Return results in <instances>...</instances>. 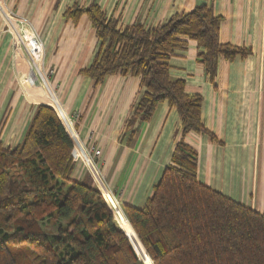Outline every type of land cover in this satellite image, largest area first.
<instances>
[{"label": "trees", "instance_id": "obj_1", "mask_svg": "<svg viewBox=\"0 0 264 264\" xmlns=\"http://www.w3.org/2000/svg\"><path fill=\"white\" fill-rule=\"evenodd\" d=\"M82 15L97 47L81 73L95 83L115 74L138 77L144 92L128 130L167 102L179 116L181 137L145 203L120 209L112 202L113 214L93 180L72 177V142L55 111L37 104L22 141L12 149L0 144V264H264V213L198 180L197 152L184 136L213 135L201 121L202 96L170 77V60L188 40L200 48L213 85L220 58L249 50L220 41L222 17L206 5L149 27L121 28L97 4L65 12L73 21Z\"/></svg>", "mask_w": 264, "mask_h": 264}, {"label": "crops", "instance_id": "obj_2", "mask_svg": "<svg viewBox=\"0 0 264 264\" xmlns=\"http://www.w3.org/2000/svg\"><path fill=\"white\" fill-rule=\"evenodd\" d=\"M8 6L34 26L44 46V66L78 135L97 156L78 159L72 177L93 180L119 204L141 207L152 194L175 144L180 119L167 102L151 117L127 120L144 88L131 75H110L95 83L81 73L97 47L95 30L82 15L65 16L74 6L97 4L123 28L164 23L197 5L222 17L220 41L245 47L249 53L218 60L214 85L200 62L196 41L188 40L170 60V77L183 79L188 94L202 96L201 121L213 135L188 132L184 140L197 152V178L225 196L264 213V0H7ZM0 17V144L12 149L23 139L39 101L24 97L18 84L25 62L16 56L13 40ZM19 76V77H18ZM34 99V97H31ZM131 131H134L131 133Z\"/></svg>", "mask_w": 264, "mask_h": 264}, {"label": "built area", "instance_id": "obj_3", "mask_svg": "<svg viewBox=\"0 0 264 264\" xmlns=\"http://www.w3.org/2000/svg\"><path fill=\"white\" fill-rule=\"evenodd\" d=\"M0 17L6 25L12 26L15 31L16 37L13 41L17 54H22V58L27 65L28 70L19 85H26L25 89H37L41 92V98H37L40 103L49 105L56 113L60 120L65 132L69 136L72 142V157L74 161L78 159H88L92 155L97 156L99 150L95 147L87 149L81 141L78 132L75 128L74 120L77 118V114H68L63 105L61 104L59 97L56 93L54 86L51 83V72L47 71L44 66V46L37 31L32 23L21 15H16L12 9H9L4 0H0ZM112 203V201H111Z\"/></svg>", "mask_w": 264, "mask_h": 264}, {"label": "rangeland", "instance_id": "obj_4", "mask_svg": "<svg viewBox=\"0 0 264 264\" xmlns=\"http://www.w3.org/2000/svg\"><path fill=\"white\" fill-rule=\"evenodd\" d=\"M5 1V3H6V5H7V7L9 8V9H11L9 6H8V3H7V0H4ZM12 11H14L15 13H16V15H21V14H19V13H17L15 10H13L12 9ZM22 17H24L25 18V16L24 15H21ZM2 21V29H3V31L4 32H6V33H8L9 35H10V37L12 38V40L14 41V39H13V37L15 38L16 37V35H15V31L13 30V28H12V26H10V25H6V23L5 22H3V20H1ZM36 30V29H35ZM40 37V36H39ZM15 42V41H14ZM12 44H13V47L15 48V53H16V56L18 55H22L21 53L20 54H17V52H16V47H15V45H14V43L12 42ZM20 56H19V58H20ZM28 70V67H27V65H25V71L23 72V74H21L20 73V77L18 78V84H19V82H21V80H22V83H23V79H21L22 77H24L25 76V74H26V71ZM21 85V84H20ZM21 87L22 88H26V85L25 84H23V86L21 85ZM23 93H24V97H26V98H28V99H31L32 101H37L38 99L37 98H41V92L39 91V90H37V89H31V88H28V89H25V91H23ZM58 95V94H57ZM31 97H34V99H32ZM78 116H79V114H78ZM77 116V117H78ZM72 152H73V149H72V151H71V154H72ZM78 161V160H77ZM104 195V197H105V199H106V201H107V203H108V205H109V207L111 208V210H112V212H113V214H114V207H113V205H112V203H111V201L113 202V203H115L120 209H121V207H120V204H119V202H118V200L115 198V196L112 194V193H110L109 191L108 192H106L105 194H103ZM122 212V211H121ZM122 214H123V212H122ZM125 217V216H124ZM114 218H115V223H116V216L114 215ZM55 231V226H50L49 227V232H54ZM147 256V255H146ZM139 257V256H138ZM148 257V256H147ZM149 259V258H148Z\"/></svg>", "mask_w": 264, "mask_h": 264}, {"label": "water", "instance_id": "obj_5", "mask_svg": "<svg viewBox=\"0 0 264 264\" xmlns=\"http://www.w3.org/2000/svg\"><path fill=\"white\" fill-rule=\"evenodd\" d=\"M122 231V230H121ZM123 232V231H122ZM125 233V232H124ZM127 236V235H126ZM127 238L129 239V237L127 236ZM130 240V239H129ZM130 242H131V240H130ZM131 244H132V242H131ZM132 246H133V248H134V245L132 244ZM135 250V249H134ZM138 255V254H137ZM140 258V257H139Z\"/></svg>", "mask_w": 264, "mask_h": 264}, {"label": "bare ground", "instance_id": "obj_6", "mask_svg": "<svg viewBox=\"0 0 264 264\" xmlns=\"http://www.w3.org/2000/svg\"><path fill=\"white\" fill-rule=\"evenodd\" d=\"M135 249V248H134ZM136 251V250H135ZM137 253V252H136Z\"/></svg>", "mask_w": 264, "mask_h": 264}]
</instances>
